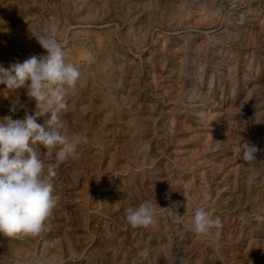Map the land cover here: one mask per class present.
I'll use <instances>...</instances> for the list:
<instances>
[{"label":"rangeland","instance_id":"rangeland-1","mask_svg":"<svg viewBox=\"0 0 264 264\" xmlns=\"http://www.w3.org/2000/svg\"><path fill=\"white\" fill-rule=\"evenodd\" d=\"M30 29L78 66L62 120L88 143L57 169L42 233L0 235V264H264V0H0V65L46 54ZM143 201L154 221L132 228Z\"/></svg>","mask_w":264,"mask_h":264},{"label":"clouds","instance_id":"clouds-1","mask_svg":"<svg viewBox=\"0 0 264 264\" xmlns=\"http://www.w3.org/2000/svg\"><path fill=\"white\" fill-rule=\"evenodd\" d=\"M38 44L46 50L39 57L33 55L23 63L0 65V94L15 96L9 114L0 117V235L10 238L37 237L55 207L53 178L57 169L77 155V145L88 143L84 134L69 136L64 131L62 112L66 108L65 94L75 87L80 76L77 65L66 62L62 45L47 30L30 29ZM19 89L35 100V111L29 113L19 100ZM24 110L22 118L13 116ZM42 119V123H38ZM46 154L55 152L53 162L46 164L39 155L40 147ZM257 148L242 143L237 157L245 162L256 159ZM155 205L143 201L126 209V222L132 228L147 227L154 221ZM204 208H197L190 230L209 236L219 228Z\"/></svg>","mask_w":264,"mask_h":264}]
</instances>
